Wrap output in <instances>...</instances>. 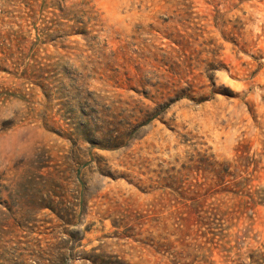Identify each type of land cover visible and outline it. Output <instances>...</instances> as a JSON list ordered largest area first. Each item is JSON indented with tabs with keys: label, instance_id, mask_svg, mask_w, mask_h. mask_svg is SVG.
Returning <instances> with one entry per match:
<instances>
[{
	"label": "rangeland",
	"instance_id": "rangeland-1",
	"mask_svg": "<svg viewBox=\"0 0 264 264\" xmlns=\"http://www.w3.org/2000/svg\"><path fill=\"white\" fill-rule=\"evenodd\" d=\"M246 152L264 0H0V264L245 263L264 207L201 211Z\"/></svg>",
	"mask_w": 264,
	"mask_h": 264
},
{
	"label": "trees",
	"instance_id": "trees-1",
	"mask_svg": "<svg viewBox=\"0 0 264 264\" xmlns=\"http://www.w3.org/2000/svg\"><path fill=\"white\" fill-rule=\"evenodd\" d=\"M248 152L240 155V160L237 164V170L240 172L242 168L253 167V173L263 172L264 167H261V163H264V153L254 154L252 157L246 156ZM245 160L247 164L240 163ZM240 163V164H239ZM251 173V175H253ZM233 179L226 182V185L219 193L217 197H210L212 202L208 205L207 211H201L204 213L205 218L208 220H218L222 219L226 222H233L241 220L243 218H252L255 214L257 207H264V187L258 188L255 183H264L263 177H254L253 179L249 177H234L233 174L228 172V175ZM226 178V175L223 176ZM201 198L199 196L192 200V203H199ZM201 218V217H200ZM203 218V217H202ZM242 264H264V244L261 246L260 250L256 252L253 256H248L245 259V263Z\"/></svg>",
	"mask_w": 264,
	"mask_h": 264
}]
</instances>
